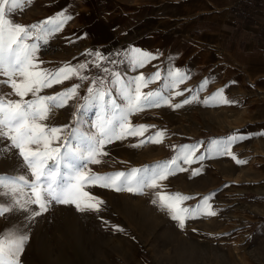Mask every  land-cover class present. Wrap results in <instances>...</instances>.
<instances>
[{
  "label": "snow or ice",
  "instance_id": "1",
  "mask_svg": "<svg viewBox=\"0 0 264 264\" xmlns=\"http://www.w3.org/2000/svg\"><path fill=\"white\" fill-rule=\"evenodd\" d=\"M33 2L0 0V88L11 89L7 93L0 90V145H3L0 156L7 158L15 153L17 157L13 172L0 174V218L9 214L23 217L22 224L0 232V264H22L21 257L30 240L29 225L47 213L53 203L74 206L80 213H99L104 210L105 202L86 191L87 186L144 195L148 189L161 188V182L169 176L188 171L184 165L190 166L206 158L203 154L196 155L202 146V142H198L178 146L173 158L154 165L94 173L89 165L106 163L104 157L108 152L105 149L109 144L129 137L140 138L130 145L134 148L164 142L166 130L159 129L145 136L155 125L133 124L131 116L162 106L179 109L193 102L207 107L235 103L224 95L223 88L201 101L199 93L206 89L208 80L197 89H187L193 93L191 96L173 103V96L184 95L180 85L190 79L185 71L170 68L166 74L167 83L161 88L144 91L150 84L165 79L159 70L150 76L141 73L129 78L103 66L106 61L124 63V60L109 61L99 51L88 50L86 55L93 57L90 62L44 68L45 62L38 55L41 47L47 45L72 16L61 12L30 25L12 19L15 12ZM116 55H123L133 70L143 68L157 58L138 48ZM90 64L104 75L90 77L85 74ZM73 79L81 83H74L51 95L43 94L45 89ZM85 81L89 86L86 94L80 96L79 90ZM12 96L18 99H12ZM81 100L83 102L79 103ZM69 101H76L71 122L63 125L51 123L55 111L67 107ZM89 113L94 119H89ZM241 139L244 137L232 135L225 140H213L208 145V152L231 156L237 164H246V160L237 158L231 150L232 145ZM201 171L196 168L192 175H199ZM154 196L151 203L167 210L181 229L189 219L217 215L210 203L211 195L201 198V202L193 206H185L184 202L195 198L181 193L156 191ZM112 228L124 231L116 225Z\"/></svg>",
  "mask_w": 264,
  "mask_h": 264
},
{
  "label": "rangeland",
  "instance_id": "2",
  "mask_svg": "<svg viewBox=\"0 0 264 264\" xmlns=\"http://www.w3.org/2000/svg\"><path fill=\"white\" fill-rule=\"evenodd\" d=\"M62 36L69 38L70 34L65 32ZM69 44L70 41L65 40L63 48L55 53L54 50L41 48L38 55L40 60L45 62L42 67L55 69L67 63L77 65L93 60V57L87 56L86 53L71 59L69 49H65ZM126 50L128 49L119 47L112 52L103 53L102 55L109 61H125L124 63L106 61L103 66L129 78L141 73L150 76L159 70L165 79L150 84L144 91L161 88L163 83H167V71L170 68H179L185 71L190 79L180 85L184 95L173 96V103L191 96L193 93L186 90L197 89L205 80L209 83L206 89L199 93L201 101L223 88L224 95L235 103L207 107L202 103L193 102L179 109L162 106L131 116L130 120L133 124L155 125V128L145 133V136L159 129L166 130L164 142L149 143L134 148L130 145L137 143L140 138L129 137L109 144L105 149L108 152V156L104 157L106 163L89 165L94 173L128 171L131 168L154 165L173 158L178 146L198 142H202V146L196 155L203 154L206 158L190 166L184 165L188 171L169 176L167 180L161 182V188L148 189L144 195L87 186L86 191L105 202L104 210L99 213H80L74 206L53 203L47 213L37 217L29 225L30 240L21 257L22 264H230L231 262L228 254L222 257L220 252L214 254V250L202 248L197 243H194L191 249H187L184 255L181 254L182 250L179 252L174 250V256H171V244L178 222L171 219L167 210H161L151 201L155 198L156 191L166 194L181 193L195 198L185 201V206L196 205L201 202V198L209 195L212 196L210 203H213V200L221 195L264 191L260 188L264 183V138L261 135H253L249 127L242 125L248 118L246 105L239 99V93L243 90H240L236 84L222 87L221 77L214 67H198L195 62L197 58L189 56L157 57L145 67L133 70L123 55H116ZM85 74L90 77L104 75L92 64ZM74 83L81 81L77 79L65 81L61 85L45 89L43 94L51 95L71 87ZM88 86L89 82L82 83L80 96L86 94ZM0 90L5 93L11 92L6 86ZM11 98L18 99L15 96ZM74 103L76 101H69L67 107L57 109L50 122L55 125L71 122ZM89 119H94L92 113H89ZM232 135L244 137L234 143L231 150L237 158L246 160V164H237L231 156L208 152L211 141L225 140ZM16 164L15 153L7 158L0 156V174L12 173ZM196 168L202 171L199 175H192V171ZM197 219L193 221L190 219L189 223L194 224ZM22 221L21 214H9L5 218H0V232L15 224H22ZM104 221L108 223L105 224ZM112 225L119 226L124 231H115ZM168 244L170 248L167 250Z\"/></svg>",
  "mask_w": 264,
  "mask_h": 264
},
{
  "label": "crops",
  "instance_id": "3",
  "mask_svg": "<svg viewBox=\"0 0 264 264\" xmlns=\"http://www.w3.org/2000/svg\"><path fill=\"white\" fill-rule=\"evenodd\" d=\"M61 12L72 19L42 49L55 53L68 39L71 59L119 47L197 58L198 67L218 71L222 87L243 90L242 125L264 138V0H34L12 19L30 25ZM212 205L216 216L176 226L171 256L197 243L228 254L230 264H264V191L217 196Z\"/></svg>",
  "mask_w": 264,
  "mask_h": 264
}]
</instances>
